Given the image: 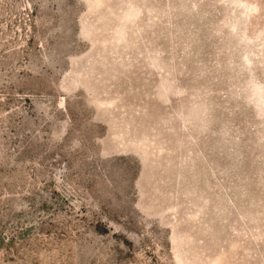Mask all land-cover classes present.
Segmentation results:
<instances>
[{
	"label": "rangeland",
	"instance_id": "1",
	"mask_svg": "<svg viewBox=\"0 0 264 264\" xmlns=\"http://www.w3.org/2000/svg\"><path fill=\"white\" fill-rule=\"evenodd\" d=\"M0 264H264V0H0Z\"/></svg>",
	"mask_w": 264,
	"mask_h": 264
}]
</instances>
